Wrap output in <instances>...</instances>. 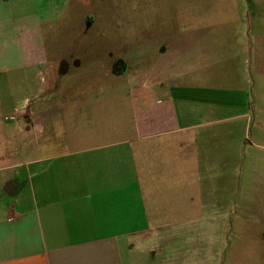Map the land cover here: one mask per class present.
I'll list each match as a JSON object with an SVG mask.
<instances>
[{
    "label": "crops",
    "instance_id": "0c3cea01",
    "mask_svg": "<svg viewBox=\"0 0 264 264\" xmlns=\"http://www.w3.org/2000/svg\"><path fill=\"white\" fill-rule=\"evenodd\" d=\"M87 1L0 0V264H183L169 229L201 219L203 155L222 161V112L248 123L264 44L213 45L179 13L144 64L103 58Z\"/></svg>",
    "mask_w": 264,
    "mask_h": 264
},
{
    "label": "rangeland",
    "instance_id": "374dc122",
    "mask_svg": "<svg viewBox=\"0 0 264 264\" xmlns=\"http://www.w3.org/2000/svg\"><path fill=\"white\" fill-rule=\"evenodd\" d=\"M87 2L78 14H100L87 41L93 48L99 46L106 54L103 58L112 57L117 45H129L128 50L121 49L122 54L127 50L123 58L118 54L121 61L138 57L144 64L141 57L146 45L175 43L181 29L178 22L181 13L187 17L186 22L199 25L201 36L213 45L264 44V0ZM108 15L112 17H104ZM184 28L188 32L189 27ZM62 35L68 40L71 33ZM183 35L185 42L197 36L189 32ZM135 63L128 60V69ZM113 68H122L119 60ZM250 74L252 109L249 108L248 123L235 114L222 112L217 117L218 123L229 127L230 138L221 147V166L219 161L209 162L207 154L203 155L201 219L169 229L170 238L178 234L183 240L179 249L183 264H264V73H257L253 66ZM202 149L205 151L204 144ZM216 185L220 186L218 193L214 192ZM210 205L214 207L208 209ZM177 258H171V264H176Z\"/></svg>",
    "mask_w": 264,
    "mask_h": 264
},
{
    "label": "trees",
    "instance_id": "16d2710c",
    "mask_svg": "<svg viewBox=\"0 0 264 264\" xmlns=\"http://www.w3.org/2000/svg\"><path fill=\"white\" fill-rule=\"evenodd\" d=\"M88 24V23H87ZM88 26H89V24H88Z\"/></svg>",
    "mask_w": 264,
    "mask_h": 264
}]
</instances>
